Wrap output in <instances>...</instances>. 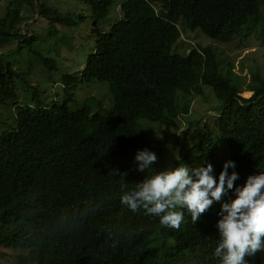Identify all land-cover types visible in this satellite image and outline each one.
Listing matches in <instances>:
<instances>
[{
    "label": "trees",
    "instance_id": "1",
    "mask_svg": "<svg viewBox=\"0 0 264 264\" xmlns=\"http://www.w3.org/2000/svg\"><path fill=\"white\" fill-rule=\"evenodd\" d=\"M81 1L90 6L97 26L113 0ZM35 2L39 16H48L50 25L63 19L39 0H11L0 16V47L14 39L29 44L37 38L26 26L28 36L21 30L27 19L24 9L34 11ZM263 4L122 1L120 18L106 31L96 29L93 51L86 55L79 77H63L66 83L108 84L111 105L94 98L95 111L87 105L69 109L66 101L16 104L11 100L16 96L15 78L34 92L36 88L0 54V104L11 100L15 105L13 124L0 132V259L14 254V264H221L214 255L220 203L214 202L195 223L187 209H181L184 221L178 230L171 229L143 210L132 212L122 205L121 186L133 188L143 180L134 157L145 148L156 154L153 167L158 171L165 170L163 158L172 157L167 169L181 163L190 168L211 164L218 178L224 163L234 162L228 171L239 178L222 202L234 198L235 188L248 176L264 172V77L254 72L250 95L244 97L228 75L230 64L223 70L215 47L172 52L181 21L189 30L227 42L264 22ZM34 54L42 65L53 66L52 59ZM203 86L212 89L221 105L211 120H187L184 132L201 129L185 144L177 140L186 133L172 146L166 145L169 137L158 140L151 124L175 126ZM153 143L163 144L162 149L157 151ZM246 259L264 264V252Z\"/></svg>",
    "mask_w": 264,
    "mask_h": 264
},
{
    "label": "rangeland",
    "instance_id": "2",
    "mask_svg": "<svg viewBox=\"0 0 264 264\" xmlns=\"http://www.w3.org/2000/svg\"><path fill=\"white\" fill-rule=\"evenodd\" d=\"M11 0H0V16L3 15L7 4ZM124 0H113L109 7V12L105 18L99 20L97 26L91 17V8L81 0H39V4L53 9L63 19L54 21L50 25L48 16H39L37 12L38 4L34 3V11L24 14L26 25L22 23V34L28 36L29 31L37 38L31 40L29 44H24L21 39L11 40L7 45L0 47V54L5 62H11L13 68L18 72H23L30 85L36 88V92L31 87L27 88V83L15 78L16 96L11 99L16 104L32 103L41 106H48L52 103L66 101L69 109L87 105L92 111L97 110V103L94 98L100 100L105 107L111 105L112 94L108 89V84L102 81H74L66 83L63 81L65 75H70L76 79L82 69L85 57L93 51V43L96 36V29L106 31L111 24L120 18V9L117 5ZM264 2V0H263ZM264 15V4L262 5ZM68 19V23L66 20ZM25 26L26 29L25 30ZM180 38L172 46V52L186 54L190 47L196 45H211L216 48L223 70L230 64L228 75L242 91V96L250 95L249 85L251 75L258 72L264 77V22H258L254 29L246 36L240 34L227 42H218L201 32L199 29L189 30L181 21L179 23ZM34 51L40 53L42 57L53 60L52 67H46L39 63V58ZM35 98V99H33ZM70 98L72 100H70ZM0 104V128L5 131L11 121V110L14 109L10 101ZM220 102L216 99L213 91L208 86H203L201 94L194 95L188 107V113L179 116L175 126H159L152 123L153 130L157 133L158 140L167 139L166 145H174L175 138L184 135L188 127L187 120L200 124L203 121L211 120V113ZM201 126L186 133L184 138L178 139V143H187L195 139L200 132ZM193 136V137H192ZM192 137V138H189ZM163 144L158 146L153 143V147L160 151ZM160 147V148H159ZM166 149H168L166 147ZM163 155H159L161 160ZM172 157H164L162 161L163 169L169 167ZM4 260V259H3ZM0 259V264L2 261ZM11 259H5L3 263L11 264Z\"/></svg>",
    "mask_w": 264,
    "mask_h": 264
},
{
    "label": "clouds",
    "instance_id": "3",
    "mask_svg": "<svg viewBox=\"0 0 264 264\" xmlns=\"http://www.w3.org/2000/svg\"><path fill=\"white\" fill-rule=\"evenodd\" d=\"M116 8L119 9V4ZM134 160L136 170L145 175L133 188L127 184L121 186L120 203L130 211L143 210L144 214L159 218L161 226L178 230L184 221L181 209L186 208L195 223L218 202L219 240L214 255L221 264H249L246 257L264 252V172L248 176L242 187L235 188L234 198L222 202L239 178L236 172L228 171L235 168L232 161L225 162L215 178L211 164L190 168L181 163L158 171L153 167L156 154L146 148L137 151ZM3 259H11L10 263L14 264V254H7ZM3 261L1 264H5Z\"/></svg>",
    "mask_w": 264,
    "mask_h": 264
}]
</instances>
